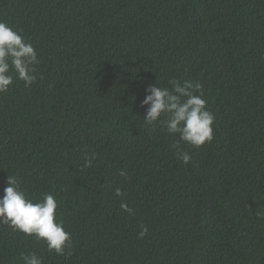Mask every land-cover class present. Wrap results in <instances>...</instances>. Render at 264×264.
I'll return each mask as SVG.
<instances>
[{"label":"trees","instance_id":"1","mask_svg":"<svg viewBox=\"0 0 264 264\" xmlns=\"http://www.w3.org/2000/svg\"><path fill=\"white\" fill-rule=\"evenodd\" d=\"M0 20L42 76L0 94V196L8 175L52 193L72 234L59 256L0 223V264H264V0H0ZM173 78L200 81L215 115L211 143L181 144L188 165L140 107Z\"/></svg>","mask_w":264,"mask_h":264},{"label":"clouds","instance_id":"2","mask_svg":"<svg viewBox=\"0 0 264 264\" xmlns=\"http://www.w3.org/2000/svg\"><path fill=\"white\" fill-rule=\"evenodd\" d=\"M40 63L36 49L23 30L0 20V94L7 93L17 82H23L28 88L42 79L38 72ZM140 107L145 108L143 120L148 125L161 124L168 134L178 136L173 147L177 149V159L184 165L193 158L189 151L181 149V144L200 148L214 139L215 115L207 107L203 85L198 80L173 78L168 81V86H160L156 82L149 84ZM95 159V153L86 152L83 166L91 167ZM119 175L127 178L124 170H119ZM6 183L7 187L0 196V223L7 224L14 232L43 241L49 252L59 256L71 255L66 250L71 248L72 234L57 218L56 197L52 193H44L35 201L30 199L15 175H8ZM114 196L121 198L122 211L134 214L124 201L121 188H115ZM257 215L264 217V213ZM148 231L141 224L137 239H144ZM21 259L23 264H43L42 258L34 252L23 254Z\"/></svg>","mask_w":264,"mask_h":264}]
</instances>
